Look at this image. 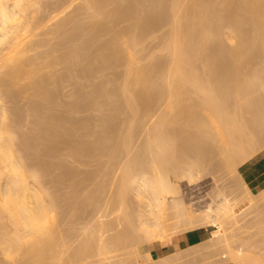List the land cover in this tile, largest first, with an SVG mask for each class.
Wrapping results in <instances>:
<instances>
[{"label":"rangeland","instance_id":"374dc122","mask_svg":"<svg viewBox=\"0 0 264 264\" xmlns=\"http://www.w3.org/2000/svg\"><path fill=\"white\" fill-rule=\"evenodd\" d=\"M37 1H40V0H36V3H37ZM56 1L57 0H52V1L51 0H49V1L48 0H41L40 3H37L39 5H36L37 7L40 8V9L39 8L37 9L38 12L41 9H44L43 11L45 13L47 12L49 14L51 11L48 9L53 10V8H52L54 5L53 2H56ZM85 2H87V0L86 1L74 0V3H76L75 5H78V4L80 5L81 3H85ZM108 2H109V4L111 3L110 1H108ZM45 3H46V5H45ZM87 3H85V4L87 5ZM43 4L45 6H42ZM49 4H50V6H49ZM55 4H59L61 7H63V5H66V3L62 4L59 2H57ZM59 5L57 7H59ZM106 5H104L105 8H106ZM34 6L32 7L33 9L35 8ZM80 6H78V7H80ZM82 6H83V4H82ZM88 6H89V4L87 5V7ZM90 6H89L90 8L84 9L85 8L84 7V8H80L79 9L80 11L78 10V12H81L82 15L80 13H77L76 11H74L78 15V16L76 15L77 18H79V16H80L79 19L74 20V18H73V21H76V20L79 21L80 20L79 22L76 21L75 25H77L76 23H80L81 20H83V19L85 22L83 23V21H82V25L78 24L79 27L75 26L76 27L75 29H73L72 28L73 26H72L71 28L73 31L76 29H79L80 26H81V28H84V29L87 28L86 26H89L88 23H87V25H85L86 21L88 20V22H90L89 21L90 19H88V18L91 15V13L95 12V11H93V9H95V8H92V5H90ZM113 6L111 5L112 8H113ZM57 7H56V9H57ZM61 7H59L57 10L62 11ZM111 7H110V9H111ZM107 8H106V10L109 11V7H107ZM70 9L72 10V8H70ZM73 9H74V5H73ZM35 10H36V8H35ZM37 10H36V12H37ZM57 10H55L53 12L55 13V12H57ZM74 10H76V7ZM101 10H103V9H101ZM98 11H99V9H98ZM103 11L105 14L106 13L105 10H103ZM103 11H102V13H103ZM36 12L33 13V16ZM44 12H43L42 16L45 15ZM53 12L51 13L52 15L50 14L51 19L48 17L49 16L48 14H46V16L48 15L47 17L45 16L46 18H44L42 16L41 17L43 19L40 18V19H42L43 24L45 23L44 24L45 28H48V27L51 28V29L48 28L49 31L47 30V32H46V29L44 27H42L44 25L41 26L44 29L39 27L40 25L37 23H40V20L37 19L38 20V22H37V20H35L37 16H35V18H33V16H32V18H33L32 22H33V20L36 21V23L33 22L34 25L37 24L38 27L40 28V30L41 29L42 30L40 31L39 28H37V30H36L37 26L35 25L36 26L35 27L33 25L35 27V29H34V27L30 26V29H31V30L29 29L30 33L28 31V33L23 34V37L21 36L23 39L25 38V40L23 41V39L21 38L22 40L20 41L21 44L19 45L20 46L19 49H21V47H22V48H24V52L25 51L26 52L24 54V52L22 51L20 53V55H22V56L18 55L19 59L18 58L17 59L14 58V59H16L18 61L21 60L19 63L23 62V63H21V64H23V66H22L23 68H20V70H19V68L17 67L18 66V62H17L16 67L18 68L17 69L18 71H16L15 70L16 68L14 67L15 69L14 68L13 69L16 71L14 74V72H13L14 70L12 71V69H10V68H12L15 61H13L11 64L12 60L11 61L9 60L10 62L9 61L7 62L6 59H9V58H6V57L4 58V56H6V55H4V56L0 55V57L3 58V60L0 58V60L2 61V62L0 61V64H2V67L0 65V106L3 108L4 106H2L1 104L5 103V104H3V105H5V108H3V109H5V113L7 111V115H10L8 117V119L9 120L11 119L10 120L11 125L14 122L12 128L15 132L14 133L15 144L13 142L14 148L12 146V148L14 149V153H13L14 156H10V157L6 156V158L9 157L11 160L14 158L16 159V156H15V154H16L20 160H22V161L24 160L25 163L27 164V165H25V164L24 165L28 166V168L25 167L26 171L24 172V173H26L25 174V181L27 179L26 184L28 186H32V184H33V187H35V189L39 188L41 190L40 195L43 191H45L46 196L48 193L49 199L54 200L51 203L53 204V208L54 207L55 208L53 209V213H51L52 211L50 212V214H49L50 220H48V221H50L51 226L48 224L46 225L49 229L50 228H52V229H51V232L47 233L48 232L47 230H49L47 228V230H45L43 232V233H45V236H44V234L41 235L40 233H39L40 236H39V234L37 236L36 235L37 232H35V235L33 234L34 237L31 234H28V237H27V232H24V229L22 230L21 224L13 223V222H15V220L13 218H11V219H13L14 221L9 219L11 216H9V213L6 212L7 210L3 211L4 209L1 207V204L4 201L3 202L0 201V207H1L0 208V264H146V263L147 264H173V263L175 264V262H176V264L177 263L179 264L180 262H181L180 264H182V263L184 264L185 261L187 264L188 263L187 260H189L190 256H191V258L189 260L190 264H213L220 257H222L220 255L216 256V255H218L216 253H221V251L218 252L220 247H221V250H222L223 246L225 248V245L228 243V240H230V239H227L226 241L222 240L223 231L226 229H231V232L233 230L235 231V229H236V231H235L236 234H240L243 236H250L252 238V241L254 244L253 245L254 248L252 247V249L250 248V250H254V252L251 251L254 253V257L257 258L259 256V258H261L262 261H260V262L257 261V259H259V258H257V259L255 258L254 260L252 258V260L254 262L251 260L253 263H250V262L249 263L250 264H264V199H261L260 193H259L261 190H264V188L259 189L260 185L262 183H264V180H263L264 179V144H263L264 137H262V140L259 142V145L256 144L254 146L252 151H250L251 149L247 150V151H250V152H248L249 157H248V160L246 159L243 162H241V160H240V157H239L240 154L239 153H238L239 155L237 156L239 158L235 159L236 156H234L235 153H233V155H231L232 158L230 159V155H229L228 151H226L228 147L223 148L225 145L223 146L222 143H220V141H218V140H216V143L213 144V147H214L213 149H215V151L212 149V151L208 152L207 154H204V155H206V157L208 156L207 158H205V156L203 154H202V156H204L203 158L201 155L197 156L198 152H196V153H194L195 151L192 152L193 149H191L192 151L188 150L189 152L187 153V151H186L187 146H188V148L190 147L189 141H190V143H192L191 146H193V143H195V142L191 141V140L195 139V137H193L192 139H191V137L196 132H197L196 133L197 136H196V134H195V136L198 137V135H200V130H201L200 128L206 127V126H203L206 124L202 123L201 127H200L199 120L197 119L198 122H197V120H196V122L199 125L197 123L195 125L198 126V128L195 127V125H193V124H192L193 125V127H192V125H190L191 123L188 124L190 121L187 123L188 120L186 118L189 119V117L186 116V114H185V117L182 115H179L180 120L178 119V117L174 118V116H177L178 114H175L176 112L173 111L174 114H173V112H171L174 115L173 116L170 113V111L168 110L169 108L167 107V105H166V107L168 109L166 107H164L166 103L163 101V104H164V106H163V104L160 101V103L162 104V106H160V107L161 108L163 107L164 109L166 108L165 110H167V111L164 110L165 113L166 112L168 113V111H169V118H170L169 121L170 122L168 121L167 125H169V126H167V128L169 127L168 131L171 132L170 136H171V134H174L175 139L173 138V135L171 136V138L173 140H176L175 143H173L174 147L176 145L178 146L175 148L176 149L174 151L175 153L173 152V154L175 155V159L172 158V160H174V162L178 161V162H180V164L182 162H183V164L184 163H190L191 167H194L193 172L196 171L194 173L195 176L191 177V179H188V178L184 179L185 181L182 182L184 190H185V194L187 196L186 197L187 203L189 202V204H190L189 206H191L193 204H201L204 202L205 203L210 202V205H212V204L214 205V204H217V202H219V200L221 199L222 196H227L230 203L232 204L231 206L233 208H232V212H230V217H226V216L220 217V219L223 220V221H221L220 224H216V222H207L202 227H200V230L197 229L199 231H204L205 234L203 235L204 236L203 239L196 240V239L191 238L190 241H187V242H189L188 246L190 247V244H191L192 247L194 248V245L199 244V243H201V240L202 241L204 240L205 244H206L205 246L206 247L208 246L207 248L204 246H203L204 248L202 246H200V247L196 246V247H197V249L198 248L200 249V250L198 249L199 253L200 252L203 253V250H206L205 252L207 253V249H209L208 250L209 252L215 251L210 246L213 242H216V240H217V242L219 244H216L217 242L215 244L217 247H219V249L216 248L215 245H212L213 247H215V249H218V250L215 251L216 253H213V252L209 253L208 252L207 253L208 256H210L209 254H211L209 259L207 258L205 260L206 257L202 256L203 257V260H202V257H199L200 255H198L199 253L196 252L197 249L195 251V248H194V251L196 253H198L197 254L198 256L196 255L195 252L193 253L191 250L188 251L189 247L188 248L185 247L186 245L184 244V242L186 240L183 242L176 243L178 245L183 243V244H181L183 246L182 248H178L176 246L175 247L173 246V248H175V249L178 248L176 250H180V251H183L185 248H187V249H185V250H187L186 252L184 250L185 253H187V252L189 253V254L187 253L188 256L186 254L187 257L183 256V258H180L179 257L180 255H178L177 252H176L177 255H174L173 253H175L174 252L175 249L173 250V248H171L169 250V252H166L164 254L160 253L161 256H157V254H156V256H153L150 253L151 252V250H150L151 246L150 245H152V243H154V242H148V240H145L146 238L144 239V236H143L144 234L141 231H139L140 229L138 230V228H140L138 226V224L140 225V220L137 217L140 216L142 218V217H144V215H145V217L150 215L148 213V211L146 210V209H148V207L146 206L147 204H145V202L148 200V196H146L147 194H145L146 192H144L145 198H142L143 200L141 199V195L139 196L138 194H136L137 191L135 192L134 189L133 190L130 189L129 190L130 192L128 191V193L125 192L127 189L125 191H123L124 195H122V196H125V194H126L125 199H123V197H121V199H120L118 194L122 191L119 188V187H121V185H119V184H121L120 176L122 175L121 174L122 172H120V171H122V169H123L122 167L124 166V164L127 163V164H129V167H130V165L134 164L135 162H138V161L141 162V163L138 162V164L135 163L134 164L135 166L138 165L136 167L133 165L131 166L133 170L132 169L130 171L128 170L129 172H131V174H132V172L135 174V172L139 173V172L144 171L143 174H145L146 176L152 177V174L154 175V173H156V172H154V171H156L155 169L153 171L154 173H150V172H152V171H150V170H152L151 167L153 165H154V167L156 166L155 160L152 159L154 157L152 154V153H154V151H151V150H155V147H154V149H151V148H153V146L150 148L149 145H151V144H149V145L147 144L149 147L148 149H151L150 150L151 153H150L147 150V147L145 144L148 143L147 142L149 139L148 132L150 131L149 128L151 127L152 122L156 119L157 112L161 108H159V110H157L158 109L157 106L159 104H157V105L155 104L157 109L155 108L154 104L150 105L151 107L149 105H147L148 107H146V106L142 107L141 106L140 112L134 114L133 110H131L130 107L126 106V105H128L126 102H125L126 104L122 103L120 105L121 108L119 107V109H121V110L118 109L119 113L116 112L117 111L116 110L115 111L116 113L114 112L116 114V117H115V114H113L114 118H112L110 120L109 125H111V128H112L110 135H107V134L105 135L104 131H103L104 130L103 126H100L101 124H99L100 123L99 119H101V116L104 117L103 113H105V114L108 113L107 115H111L110 113L112 111V109H111L112 105L107 103L108 102L107 101V102H105V104L100 103V105H97L98 107L97 106L94 107V105H96L98 103L91 106V103H89L90 101L88 102L89 99L87 101H85L84 99H85V97H87V96H85V94H87V95L90 94L89 90L92 89L91 84L95 85V83L96 84L101 83V85H102L105 82L104 85L106 86V84H107L106 90H107V88H109V90H110L113 87L112 83L118 84L117 85L118 90L114 94V96L118 94V91L121 94H118V96H116L117 98L118 97L122 98L123 97L122 93L126 94L127 97H131L132 95H134L133 93H136L137 91H139L138 89H140V87H139L140 85L137 84L135 79L132 77L133 73L132 74L130 73L131 74L130 76L126 73V75H128V76L125 77L126 76L125 70L127 72V69H126L127 63L126 62H128V58L130 59L129 61L135 60L134 61L135 63L131 62L132 65H134V64L139 65L140 64V65H142V68L145 65H147L146 68L150 67L151 64L153 62H156L157 60L162 65V67L165 66V64H168L169 62H167V61L169 60V56H168L169 51H168V48H166V46L164 45V43L167 40L166 38H169V35L165 37V35L169 34L168 32L166 33V31L169 29L168 28L169 25L167 26L168 29L166 27H164V28L161 27L162 29L161 28L160 29L162 30V32H160L161 31L160 29H157L158 31H156V33H154L155 36L152 33L153 36H151V38L150 37H148V39L145 38L146 39V40L144 39L145 43L141 42L142 46L140 44H138L137 49L135 46V48H133L132 50H136L137 51V52L135 51L136 54L134 51L132 52V50L130 49L131 53L136 55V58H135L132 54L133 60L130 57H128L129 55L128 56L125 55V57L126 56L128 57L125 60H124L125 57L122 59L123 62L125 61V63H119V64H117V66L115 65V67H110V66L106 67V63L105 64L102 63L103 66L101 68L99 66V68H100L99 70H98L97 66L100 63L98 64V62H92V66L95 69L97 68V71L94 70L93 73H90V75H88V76L86 75V77H84L83 76L84 74L82 76H79V74L80 75L82 74L79 72L80 70L78 71V69H80V67H81V62H80V65L78 66L77 64H79V63H76V61L79 62L78 61L79 59L75 60V58L73 56L75 52L73 53V51L78 48V42L80 41V39H82V38L84 39L83 35L85 33H83V35H81L82 36L81 38L75 36L73 39H76V38H78V39L80 38V39L79 40L76 39L74 43H72L73 39H71L72 42L69 40L66 43L65 37H63L64 36L63 34L65 32L63 31L64 33H62V29H61V31H59L61 33L53 32L54 27H55L54 24H57L58 22H60V20L57 21L58 18H56V15H57V17H59L60 15L65 17V15H63L65 12H62V14L60 12L59 13L60 15L56 14L54 16V18L52 17ZM67 12H69V10ZM74 12H72V13H74ZM39 13H41V12H39ZM39 13H38V15L42 14V13L41 14H39ZM70 13H71V11L69 13H66V14H69L68 16L71 17L72 13L71 14ZM96 13H97V10H96L95 14ZM97 15L98 14H96L95 16H97ZM101 15H103V14H101ZM93 16H94V14H93ZM93 16H91L90 18H92ZM39 17L40 16H38V18ZM64 17H62V18H64ZM69 17H67V18H69ZM103 17L104 16L96 17L97 19L95 17L94 18L96 20H99ZM46 19H50V21L48 22V20H46ZM59 19H61V16ZM95 19H93V20H95ZM50 22H53V24ZM33 23H31V25ZM70 23H72V22H69V24H66V25H73ZM129 23H130V21H129ZM49 24L53 25V28ZM83 24L85 25V27H83ZM123 24H124V22H122L121 28L125 25V24L124 25ZM66 25H65V27H66ZM119 25H120V23H119ZM119 25L117 24L116 27L119 28L120 27ZM128 25H126V26H128ZM116 27L114 28V31H115ZM223 27H224V29H223ZM223 27H222L223 31H221V32H222V34H224L222 36H224V38L226 40L223 37L222 38L225 41H227L228 45L235 44V41L230 39V35L233 34L230 31L231 27H230V29L227 26H226V28H225V26H223ZM88 28L85 30L86 32H87ZM69 29H70V27H69ZM33 30H34V33L32 32ZM82 30L83 29H81V32H82ZM68 31H70V30H68ZM79 31L80 30H77V31H74L73 33H75V32L78 33ZM85 31L83 30V32H85ZM224 31H225V33H224ZM35 32H36V35H35ZM38 32H40V33H38ZM52 33H54V34H52ZM55 33L57 35H55ZM80 33H78L77 36H79ZM163 33L164 34L166 33V34L164 35ZM30 34H32V35L34 34V36H32ZM58 34H59V36L61 35V40H62V38L64 39V43L62 45L61 44L58 45L59 42H61V41H59L60 37L58 36ZM105 34H107V35H103V37L101 36L102 33H101V35L99 34V39L97 42L96 41L93 42L91 40L92 44L96 43L95 44L96 46H94V48L97 47L98 44H102L103 40L107 41L109 39L108 32ZM110 34H112V33H110ZM150 35H148V36H150ZM228 36H229V38H228ZM85 37H87V36H85ZM107 37H108V39H106ZM123 39H125V37ZM38 40H39V42H38ZM31 41L34 43L32 44ZM36 41L38 43L37 45L35 44ZM81 41H83V40H81ZM31 44L32 45L35 44V46L32 47ZM79 44H81V43H79ZM143 44H147V47L145 48V50H144V47L146 45L143 46ZM28 46L29 47L31 46V48L29 49ZM62 46H65L66 48H64V47L63 48L66 49V51L69 49L70 52L68 51L67 52L68 54L65 52H62L64 50V49H62ZM140 46H141V51H139ZM67 47H68V49H67ZM90 47H92V50H91V56H92V53L94 50H93V46H90ZM90 47H88L86 49L89 50ZM124 48H125V46H124ZM124 48L122 47V49H124ZM147 51H149V52H147ZM152 52H154V53L151 54ZM2 54H5V52ZM94 54H95V51H94ZM122 54L124 55L125 53L123 52ZM167 57H168V59H167ZM199 59L202 60V58H199ZM122 60H121V62H122ZM196 60L200 61L198 59H196ZM80 61L83 62L84 60H80ZM197 61H195V62H197ZM202 61H200V62L202 63ZM7 63H8V65H7ZM83 63H85V62H83ZM156 63H158V62H156ZM159 63L157 64V66L159 65ZM201 63L197 62L196 64H199L200 66L202 65L201 67L204 68L203 63L202 64ZM21 64L19 65L20 67H21ZM129 64H130V62L128 63V66H129ZM6 65H7V67H6ZM168 65H166V69L164 67V69L166 71L163 69L165 73H167ZM77 66H78V68H77ZM134 67H136V66H133V68ZM35 68L36 69L38 68L39 70L38 69L36 70ZM33 69H35V70H33ZM204 69H206V68H204ZM10 70L13 72V74H12V72H10ZM206 70H208V69H206ZM34 71L37 73H35ZM8 72L12 75H8L7 74ZM31 72L33 75L31 74ZM40 72H41V74H40ZM78 72H79V74H78ZM40 75H44L45 80H42L43 79L42 78V79H40V81H37L39 79L38 77ZM12 76H14V77H12ZM201 76L199 78H196V80L198 81L200 78L202 79ZM36 77H37L36 81L39 83V85L41 84L40 83L41 80L44 81V86L43 85L42 86L45 87V89L41 86L40 90H43V92L42 91L40 92V94H42L40 96H39L40 90L36 91L34 89L35 84L32 85V82L36 83L35 79L31 81V79L36 78ZM162 77H161V80L163 79ZM203 77L205 78L206 75H204ZM6 79H8L7 82H6ZM125 79H127V81H128L126 86H125L126 83L123 84L126 81ZM108 80L111 82H109ZM164 80H165V77L162 81L164 82ZM200 80L198 81V84L202 81V80L201 81ZM119 84H122V86ZM97 85H99V84H97ZM123 85L128 89H126ZM105 86H104V88H105ZM187 86L189 87L190 84L189 85L187 84ZM187 86H186V88H187ZM119 88L122 91H120ZM123 88H125L126 90ZM79 89H80V92L82 94V98H80L81 96H78L79 98H77V93L80 95V92L78 91ZM189 89H191V91H189ZM189 89L187 91V93H189V97H188L189 99H186L187 101L185 100L186 103H189L188 105H191L193 103V101H191V99L200 101L201 100L200 97L203 98L202 97L203 93H200V92L197 93V92H194V90L192 91V87H189ZM110 92H111V90H110ZM46 93H47V97H46ZM131 93H132V95L128 96ZM126 95L124 96L125 98H126ZM199 95H200V97H198ZM107 97H106L107 98L106 100H109V97L111 99V96H107ZM116 97H115V99H116ZM87 98H89V96ZM166 98H163V99L166 100ZM100 99H101V97H100ZM100 99H98V101H100ZM104 99L105 98H102L101 100L104 101ZM125 100L123 98V99H120L119 102H121V101L123 102ZM86 102H88V103L86 104ZM109 102H111V101L109 100ZM186 103H185V105H186ZM124 104H125L127 109L125 108ZM188 105H186V106L190 107ZM186 106H184V107H186ZM33 107H35V108H33ZM187 107H186V109H187ZM191 107H192V109L194 108V106H191ZM2 108H0V109H2ZM6 108L8 110H6ZM38 108L41 110L39 111ZM36 110H37V112H33ZM130 110L132 111V113L130 112ZM142 110L144 112L146 111V113H145L146 115H144V112H142ZM199 111H200V109L197 110V112L195 114L198 115L200 118L201 116L199 114H197ZM32 112L34 114H32ZM40 113H42V114H40ZM199 113L201 114L202 112L200 111ZM49 114H51V115H49ZM39 115L40 116L42 115L41 118L42 119L44 118V119L42 120ZM44 115H46L45 116L46 118L44 117ZM99 115H101V116H99ZM170 115H172V116H170ZM229 115L233 119L241 117V119H243V120H244V118L249 116V114L247 112H239L238 108L234 109L233 107L229 110ZM48 116H51V117L56 116L55 122H54V119L52 121V122H54L53 123L54 126L51 124V121H50L51 117L49 118ZM64 117H65V119L69 118L68 121H70V122L66 121V123H64V124H68V128L70 129V131L67 129L68 133L66 131H64L65 130L63 128L64 125H63V123H61V122H63L62 119ZM97 117H98V119H97ZM35 118H36L37 122L35 121ZM184 118L186 119V121ZM58 119H59V121H58ZM81 119L83 120V122ZM181 119L182 120L184 119L183 122H179V121H181ZM201 119H202V117H201ZM60 120H61V122H60ZM76 120H79V123L78 122L75 123ZM11 121H13V122H11ZM201 121L204 122L203 120H200V123H201ZM33 123L35 124V126L32 125ZM49 123L51 124L50 126H49ZM192 123H193V121H192ZM41 125H43L44 127L42 128ZM69 125H70V127H69ZM131 125H132V128L135 127L134 132L130 133V136L132 137V139L134 136V139H133V142L132 141L128 142L131 139H129V138H128L129 140L127 139V137H129V136H128V133L126 130H129V128H131ZM171 125H172V130H171ZM37 126H38V128H37ZM241 126H242V124H241ZM65 127H67V126H65ZM207 127H209V126H207ZM47 128L50 132L47 131ZM60 129L61 130L63 129L64 132H62ZM193 129H194V131L196 129L198 131L196 130V132H194ZM59 130H60V132H59ZM54 131L58 134L56 135V133ZM191 132H194L193 135H191ZM203 132H201V133L203 134ZM125 133H127V134L125 135ZM52 134H55V135L52 136ZM132 134H134V135H132ZM56 136H57V138H56ZM122 136L126 137L125 139L128 140V141L124 140V141H126V143H129L128 148L125 147L127 144L125 145V142H123V141L122 142L124 144L122 145V143H121V140L123 139ZM99 138L103 139V140H105V138H108V139H106L107 141L105 140V143L103 142L106 147L102 145V147H104L105 150L103 148L101 151L98 150V152H97L96 146L99 145L98 142L101 143ZM245 138H243L244 141H245ZM17 140L20 142H18ZM84 141H86L87 143ZM114 141L117 142L118 146L115 145L116 142H114ZM169 141H171V139L168 140L167 142H169ZM198 141H199V139H197V143H198ZM118 142H120V143H118ZM181 142H182V144H181ZM187 142H188V144H187ZM245 142H244V145L246 144ZM83 143H85L87 145H85ZM106 143H108V144H106ZM178 144L180 146L182 145V147L180 148ZM186 144H187L186 148L183 149ZM247 147L248 146H244V148H246V149H247ZM145 148H146V151L149 152L148 154L145 153L146 152V151H144ZM257 148H258V150H257ZM16 150H18V151H16ZM127 150H128V152L129 151L130 152L129 153L126 152ZM138 150H140V151H138ZM183 150H184V152H183ZM93 151H94V153H93ZM254 151H255V153H254ZM8 153H7V155H8ZM190 153H192L194 156ZM209 153H211V155ZM18 154L22 158H20L18 156ZM142 154H143V156H142ZM186 154H188L189 157ZM176 155H178V157ZM141 156L143 159L145 158V160H143L141 158ZM151 156H152V158H151ZM181 156H183L184 158L187 157V159L185 160ZM199 157H201V158H199ZM149 158H150V160H149ZM229 159L231 162H229ZM237 159H239V160L237 161ZM14 160H12L11 162L14 163L17 159L15 161ZM144 161H146L147 163ZM185 161H187V162H185ZM130 162H131V164H130ZM153 162H154V164L152 165L151 163H153ZM228 162L230 164H228ZM4 164L6 165V163H4ZM4 164H1L2 167L4 166L3 168L0 167V169H1L0 173L2 175V177H0V179H2V180H0V185H1V183L2 184L5 183L4 178L6 177V175L9 176V174L10 175L12 174V173H10V172H12L11 169L9 172V170H7L9 168H7V166H5ZM10 165H12V164H10ZM139 165H141V166L139 167ZM228 166H230V167H228ZM141 168H142V170H141ZM2 169H3V171H2ZM29 169L32 171L31 175H30L31 171ZM69 169H71V170L69 171ZM27 170L29 171L28 178H27V174H28ZM4 172H7V173H4ZM148 173H150V174H148ZM33 175H37V176H33ZM17 176H18V174H17ZM28 179H31V180H28ZM32 179L35 180L34 182H36L37 185L34 184ZM242 179H244V180L242 181ZM261 180H263V181H261ZM29 182H30V184H29ZM1 187L2 186H0V188ZM117 188L120 189V192H119V189H117ZM117 192H119V193H117ZM189 193H190V195H187ZM1 194H2V192H0V195ZM119 195H121V194H119ZM136 195H138L139 197ZM46 196H45V199L48 197V196L47 197ZM2 197L3 196L1 195L0 198L2 199ZM100 200H101V202H100ZM120 200L122 202H120ZM140 200H142V201H140ZM123 202H124V205H123ZM54 203H55V205H54ZM1 209H3V210H1ZM3 212H6V213H3ZM147 213H148V215H147ZM54 214H56V217L54 216ZM212 214H214V212L211 211L209 213V215H212ZM52 215H53V217H51ZM208 220L209 221L212 220V217L208 218ZM130 222H132V223H130ZM181 222L179 221V223H181ZM13 224H15V225H13ZM52 224H53V226H52ZM106 224H107V226H106ZM127 227H128V229H127ZM15 228H17V229H15ZM181 228H182V223H181ZM181 230L179 229V231H178V228H177V230H176L177 232L174 231L175 232V233L173 232L174 234L172 232H167L166 234L169 235L171 233L172 237H175L178 234L183 233L184 230L183 229H181ZM205 230H206V232H205ZM15 231H16V233H15ZM193 231H196V230L192 229V230L184 232V233L190 235ZM21 232H23V233H21ZM52 233H53V235H52ZM15 234H17V236ZM120 234H121V236H120ZM29 235L32 236L33 240L30 239L31 237ZM130 236H131V238H130ZM169 236H167L169 238H166V240H164L165 243H167V244L171 243L172 237H171V235H169ZM27 238H29V239H27ZM9 239H10V241H9ZM7 240H8V242H7ZM31 240H32L33 244L31 243ZM34 240H36V241H34ZM187 242H185V243L187 244ZM1 243H2V245H1ZM176 244H174V245H176ZM234 244H236L238 246L239 242L235 241ZM181 245H179V247ZM6 247L8 248V250ZM29 247H30V249H29ZM42 247L45 250H43ZM210 248H212V249L210 250ZM1 249H2V251H1ZM39 250H41V251L39 252ZM171 250H173V251H171ZM8 251H9V254H8ZM180 251H178V253L182 254L183 252L180 253ZM39 253H40V256H39ZM185 253H183V255ZM190 253L191 254L193 253L192 255H194V257L196 255L197 256L196 259L194 257H192V255ZM206 253H204V254L206 255ZM224 253H226V252H224ZM212 254H214V255L216 254V255L212 256ZM140 255H142V256H140ZM221 255H223V254H221ZM228 255L227 254L223 255L222 258L224 259V257H225V259L228 261L226 263H222V264H231L232 259H230L231 257H230V255L229 256ZM163 256H165V257H163ZM249 256H252V254H250ZM141 258L144 261L143 263H142ZM192 258H193L194 262L192 261ZM213 258L214 259L218 258V259L214 261ZM241 258H245V257H240V259ZM247 258L251 259V257H248V256L246 257V259ZM229 259L231 262H229ZM249 259H248V261H250ZM196 260H198V261L195 262ZM220 260L223 262L222 259H219L218 261H220ZM212 261H214V262L212 263ZM218 261L215 262L214 264H220ZM247 263L248 262H246V264ZM233 264H245V263L244 262L240 263V261L236 262V260H235Z\"/></svg>","mask_w":264,"mask_h":264},{"label":"bare ground","instance_id":"6f19581e","mask_svg":"<svg viewBox=\"0 0 264 264\" xmlns=\"http://www.w3.org/2000/svg\"><path fill=\"white\" fill-rule=\"evenodd\" d=\"M72 1L71 0H57L56 2H53V4H54L52 7L53 10L48 9L51 11V12L49 11L50 12L49 14L47 12L45 13L43 11L44 9H41L39 11L42 13L41 14L37 10L39 7L36 6V5H39L37 3H40L41 0L37 1V3H36V0L35 1L34 0H0V53L5 52V54L1 53L0 55H2V56L6 55V56H4V58L5 57L9 58V59H6L7 62L9 60L10 61L12 60L11 64L13 61H15L12 68L9 67L10 69H12V71L15 68H16L15 69L16 71H18L17 70L18 68H19V70H20V68H23L22 67L23 64H21L23 62L19 63L21 60L20 61L16 60L17 58L19 59V56H22V55H20V53L22 51L24 52V48L21 47L22 50L19 49L20 48L19 45L21 44L20 41L23 39L22 38L23 34L28 33V31L30 33V30H31L30 26L34 27L36 25L37 27L36 26L35 27L37 30V28L44 25L45 23L43 24V21H42L43 18L42 17L46 18L49 15L48 17L50 18V16L52 15L51 13L53 11L57 10L59 7H61L59 4H55L57 2L62 3V4L66 3V5H63V7L65 6L64 8L61 7L62 11L57 10L58 13L53 12L52 17L54 18V16L56 14L60 15L59 14L60 12H61V14H62V12H65L63 15H65L66 18L64 16L60 15L61 19H59L60 16L57 17V15H56V18H58L57 21L60 20V22H58L57 24H54L55 27H54V30L52 29L53 32L58 33L62 29V33L65 32L63 34L64 35L63 37H65L66 43L69 40L71 41V39H73L75 36L81 38L82 37L81 35H83V33H85L84 35L87 36V37H85L83 35L84 39L79 38L80 41L78 42V48L73 51V53L75 52L74 55L71 53L74 56L75 60L79 59L78 60L79 62L76 61V63H79V64H77L78 66L80 65V62H81V67H80V69H78V71L80 70L79 72L82 74L80 75L78 72L79 76H82L84 74L83 76L86 77V75L88 76V75H90V73H93L94 70L97 71V68L95 69L92 66V62H98V64L100 63L98 66L96 65L98 67V70L103 66L102 63H104V64L106 63V67H109V66L115 67V65L117 66V64H119V63H125V61L123 62L122 59L125 57V55H127V56L129 55L128 57H130L132 59L133 53H131V50L133 48H135V46H136V49H137L138 44H140L142 46L141 42L145 43V41H144L145 38H147V39H148V37L151 38V36H153V34L156 33V31H158L157 29H160L161 27L167 28V26L169 25L168 26L169 29L167 28L168 30L166 31V33L168 32L169 34L165 35L166 33L165 34L163 33L165 35V37L169 35V38H166L167 40L164 43V45L166 46V48H168V51H169V52L167 51L168 56H169V60L167 62H169L168 63L169 65L165 64V66L162 67V65L157 60L156 62L159 63L158 66H157L158 63L153 62L150 67L146 68L147 65H145L144 66L146 68L145 69L144 67L142 68V65H140V64L139 65H135V64L132 65V63H135L134 62L135 60L129 61L130 59L127 56L124 58V60L126 58H128V62H126L127 63V67H126L127 72L125 70V75L127 73L130 76L133 73L132 77L135 79L136 83L140 85L139 86L140 89H138L139 91H137V92L135 91L136 93H133L134 95H132V93L128 95V96L132 95L131 97H127L126 94L122 93L123 97L122 98L118 97L119 98L118 99L116 96H118V94H121V93H119V91H118V94L114 96V94L118 90V86H117L118 84L112 83L113 87L110 89L111 90V92H110L109 88H107V90H106L107 84H106V86L104 85V83H105L104 82L105 80H104L103 81L104 83L102 85H101V83H97L99 85H97L96 83H95V85L91 84L92 89L89 90L90 94L89 93H88L89 95L85 94V96H87V97L89 96V98L85 97V99L84 98L83 99L85 101H87L89 99L88 102L90 101L89 103H91V106L98 103V104L94 105V107H96L97 105H100V103L105 104V102H107V101H108L107 103L112 105L111 106L112 111L110 113L111 115H107L108 113H106V114L103 113L104 117L99 115V116H101V119H99L100 123L97 121L99 124H101L100 126H103V128H104L103 131H104L105 135L106 134L110 135V133L112 131L111 125H109L110 120L112 118H114L113 114H115L116 112L121 110V109H119V107L122 103L126 102L128 104L126 106L130 107L131 110H133V113L136 114V113L140 112L141 106L142 107L143 106L148 107L147 105L150 106V105L154 104V106L156 108V105L159 104L158 105L159 107L157 106L158 109L156 108L157 110H159V108H161L160 106H162L163 101H164L166 104H165V106L163 104V106L166 107V105H167V107L169 109L167 107L166 108L170 111V113L174 111V112H176L175 114H178L177 116H174L173 115L174 112H173V114L171 113L174 116V118L178 117V119H179L180 118L179 115H182L185 117V114H186V116L189 117V119L186 118L188 120L187 123L190 121L188 124L191 123L190 125H192V124L195 125L198 122V120H199L200 127H201L202 123L206 124V125H203L206 127L200 128L202 131L200 130V135H198V137H196L197 136V134H196L197 129L195 131L193 129V131L196 133L191 132V135H193V133H194V135L191 137V139L193 137H195V139H193L191 141H193L195 143H193V146H191L192 143H190V141H189L190 147L188 148V146H187L188 142H187V144L183 148V149H185L187 146V150H186L187 153L189 152L188 150L193 149V151L191 150L192 152H194V151H195L194 153L198 152L197 156H200V155L202 156V154L203 155L207 154L208 152L212 151V149L214 148L213 144H215L216 140H218V141H220V143H222L223 146L225 145L223 148L228 147L227 150L226 149L225 150L228 151V153L230 155V159L232 158L231 155H233V153H235L236 154V155L234 154V156H236L235 159L240 157L241 162L245 161L246 159L248 160V157H249L248 152L252 151V149L254 148V146L256 144L259 145V142L262 140V137H264V0H87L88 3L87 2H85V3H87V5L89 4V6L92 5V8H95L97 10L96 14H98V15L95 16L96 10L93 9V11H95V12L91 13V15L88 18V19H90L89 20L90 22H88V20H87L86 24H85V25H87V23H88V25L90 26V27L86 26L87 28L89 27L88 30L90 32L88 30L86 32L85 30L87 28L84 29V28H81V26H80L79 29L74 30V31L80 30L78 33L81 32V29H83L85 31V32H83V30H82V32H81L82 34L80 33L79 36H77L78 33H76V32L73 33L74 31L72 30V28L75 29L76 28L75 26L79 27V25H82V21H83V23L85 21L83 19L80 22L81 24L76 23L77 25H75V22L77 20L73 21V18H74V20L80 18V16H79V18L76 17L77 13L81 14V12H78V10L80 8L85 7L84 9H87V8H90L91 6L87 7V5L85 3H81L80 4L81 6L79 4L75 5L76 3H74V0H72ZM84 1H86V0H84ZM108 1H110L111 3L109 4ZM46 3H45V5H46ZM82 4H83V6H82ZM45 5L43 4L42 6H45ZM58 5H59V7H57ZM73 5H74V9L76 7V10L73 9ZM104 5H106V8L109 7V11L106 10ZM111 5L112 6L114 5L113 8L111 7ZM33 6L36 8L37 12L41 15H38L35 8L34 9L32 8ZM49 6H50V4H49ZM78 6H80V7H78ZM56 7H57V9H56ZM110 7H111V9H110ZM70 8H72V10ZM67 9L69 10V12L71 11V13L74 11H76L77 13L76 12H74L72 14L70 13L72 16L69 17L68 16L69 14H66V13H69V12H67L68 11ZM98 9L100 12L98 11ZM101 9L105 10L106 15L104 14V11ZM30 10L31 11L33 10V11L31 12ZM42 11L45 13L44 16H42L43 15ZM102 11H103V13H102ZM34 12H36L37 14L35 13L33 16ZM46 14H48V15L46 16ZM93 14H94V16H93ZM101 14H103V15H101ZM32 16H33V18H35V16H37L35 20H37V19L40 20V23H37L40 25L39 27L37 24L34 25L33 22L36 23V21L33 20V22H32V19H33ZM38 16H40V17L38 18ZM91 16H93V17L90 18ZM102 16H104L103 17L104 19L98 18L99 20H96L97 19L96 17H102ZM62 17H64V18H62ZM67 17H69V18H67ZM40 18H42V19H40ZM50 19H46V20H48V22H49ZM93 19H95V20H93ZM79 21H77V22H79ZM129 21H130V23H129ZM37 22H38V20H37ZM69 22H72L70 24H73V25H66V24H69ZM122 22H124L125 25L123 24L124 26L121 28ZM31 23H33V24L31 25ZM50 23L53 24V22H50ZM119 23H120V25H119ZM117 24L120 26L119 28L116 27ZM65 25L67 28L65 27ZM85 25L83 24V27H85ZM126 25H128V26H126ZM50 26H52V28H53V25H50ZM68 26L70 27V29ZM223 26H225V28L227 26V27H229V29L231 27L230 31L233 34L230 35V39L234 40L235 44H233V45L227 44V41H225L226 39L224 38V36H222L224 34H222V32H221L224 29ZM35 27H34V29H35ZM42 27L45 28V25ZM115 27H116V29L114 31ZM222 27H223V29H222ZM44 28H42V29H44ZM48 28H50V27H48ZM48 28H45L46 32H47ZM39 30H40V28H39ZM68 30H70V31L72 30L71 31L72 33ZM32 32L34 33V30ZM107 32L109 34L108 35L109 39L107 37L106 38V39H108L107 41L103 40L102 44L97 43L98 46L94 48V46H96L95 45L96 43L92 44V41L97 42L99 39V34L101 35V33H102L101 36L103 37V35H107V34H105ZM160 32H162V30ZM38 33H40V32H38ZM59 33H61V32H59ZM110 33H112V34H110ZM224 33H225V31H224ZM52 34H54V33H52ZM30 35H32V34H30ZM35 35H36V32H35ZM55 35H57V34L55 33ZM148 35H150V36H148ZM32 36H34V34ZM58 36H59V34H58ZM154 36H155V34H154ZM59 37H60L59 41H61V42H59L58 45H60V44L62 45L64 43V39L62 38V40H61V35ZM124 37H125V39H123ZM228 38H229V36H228ZM76 39L79 40L78 38H76ZM76 39H73L72 40L73 42L72 41L71 42L74 43ZM24 40H25V38L23 39V41ZM81 40H83V41H81ZM38 42H39V40H38ZM31 43L33 44L34 42L31 41ZM79 43H81V44H79ZM32 44H31V46L33 47V46H35V44L37 45L38 43L36 41L34 45H32ZM144 45H146L144 47V50H145V48L147 47V44H143V46ZM31 46L30 47L28 46L29 49L31 48ZM90 46H93V50L95 51V54L93 51L92 56H91L92 47H90ZM124 46H125V48H124ZM141 46H140V50L138 49L139 51H141ZM63 47L66 48L65 46H62V49H64ZM88 47H90L91 49L89 48V50H87L86 48H88ZM122 47L124 49H122ZM67 49H68V47H67ZM68 51L70 52L69 49L67 51H66V49H64L62 52L67 53ZM133 51L135 52L136 50H132V52ZM25 52H24V54H25ZM123 52L125 53L124 55L122 54ZM136 52H135V54H136ZM147 52H149V51H147ZM153 53L154 52H152L151 54H153ZM133 56L136 58V55L133 54ZM14 58H16V59H14ZM199 58H202L203 61L200 60ZM1 59L3 60V58H1ZM167 59H168V57H167ZM196 59L202 61L204 68H206L208 70L202 68L201 67L202 65L200 66L199 64H196L197 62L201 63L200 61H197ZM80 60H84L83 62H85V63H83ZM121 60H122V62H121ZM195 61H197V62H195ZM17 62H18V66H17ZM129 62H130V64L128 66ZM20 64H21V67L19 66ZM0 65L2 67V64H0ZM7 65H8V63H7ZM7 65H6V67H7ZM166 65H168L167 73L164 72V70L166 69ZM78 66H77V68H78ZM99 66H100V68H99ZM133 66H136V67L133 68ZM164 67H165V69H164ZM35 69H33V70H35ZM15 70L13 71L14 74L16 72ZM12 71L10 70V72H12ZM13 72H12V74H13ZM41 72H40V74H41ZM35 73H37V72H35ZM7 74L12 75L9 72ZM31 74H32V72H31ZM128 75H126L125 77H127ZM204 75H206L205 78L203 77ZM40 76L38 77L39 78L38 80H37V77L31 79V81L35 79L36 83L32 82V85L35 84L34 85L35 88L34 87L33 88L36 91H39L41 89L42 85L44 86V81H42V80H45L44 75H40ZM200 76L202 77V79L200 78L202 81L199 79L201 82L198 84L199 80L197 81L196 78H199ZM12 77H14V76H12ZM161 77L163 79L165 77L164 82L162 81L163 79L161 80ZM40 79H42V80L40 82L41 84L39 85V83L37 81H40ZM127 79H125L126 81L123 83V84L126 83L125 86L128 83ZM7 81H8V79H6V82ZM109 82H111V81H109ZM187 84L188 85L190 84L189 87H192V91L194 90V92L203 93V95H202L203 98H201L200 95L198 96L201 99L200 101L191 99V101H193V103L191 105H188L189 103H186V101H187L186 99H189L188 98L189 93H187L189 87L187 86ZM103 85L105 86V88ZM119 85L122 86V84H119ZM186 86L188 89L186 88ZM43 88L45 89V87H43ZM125 88H123V89H125ZM126 89H128V88H126ZM41 91L43 92V90L39 91V96L42 95V94H40ZM78 91L80 92V89ZM120 91H122V90L120 89ZM189 91H191V89H189ZM47 93H46V97H47ZM125 95H126V98L124 97ZM78 96H81L80 98H82L81 92H80V95L77 93V98H79ZM107 96H111V99L109 97V100L111 102H109V100H106L108 98ZM100 97H101V99L105 98L104 101L101 100ZM115 97H116V99H115ZM97 98L100 99V101H98ZM123 98H124V100L125 99L126 100L123 102L122 101L119 102V100L123 99ZM163 98H166V100ZM160 101L162 104L160 103ZM88 102H86V104ZM185 103H186V105H188L190 107L194 106L195 109L194 108L192 109V107L191 108L187 107L185 105ZM3 104H5V103H3ZM3 104H1V105L4 106L3 108H5V105H3ZM125 104H124V106H125ZM126 106H125V108H126ZM184 106H186L187 109ZM231 106L234 109L238 108L239 112H247L249 114V116L244 118V120L241 119V117L233 119L229 115V110L232 108ZM0 108H2V107L0 106ZM33 108H35V107H33ZM162 108L157 112L156 119L152 122L151 127L149 128L150 129V131L148 132L149 139L147 138L148 143L145 144L147 147V150L149 152L151 149H154V147H155L156 151L151 150V151H154V153H155V154L152 153L154 157L152 158V156H151V158L155 160L156 166L154 167V165H153L154 162L151 163L153 166L151 167L152 170H150V171H152V172H150V173H154V172H156V173H154V175L152 174V177H149V176H146L145 174H143L144 171L139 172V173L135 172V174L132 172V174H131V172H129L132 169L131 166L132 165L135 166L134 165L135 163L138 164V162L139 163H141V162L140 161L135 162L134 164L130 165L131 168L129 167V164L126 163L128 166L126 164H124L123 167L121 166L124 170L123 169H122V171L119 170L120 172H122L121 173L122 175L120 174L121 175L120 176L121 184H119V185H121V187H119V186L118 187L122 190L121 191L122 193L120 192V189L117 188V189H119V192H120V193L119 192H117V193L121 194V195L118 194L120 199H121V197H123V199H125L126 194H125V196H122V195H124L123 191H125L126 189H127L125 191L126 193H128V191L130 189L131 190L134 189L135 192L137 191L136 194H138L139 196L141 195V199L145 198V194H147L146 196H148V200H147L148 202L146 201L147 203L145 202V204H147L146 206L148 207V209H146V210L148 211V213L150 215L147 216L148 215V213H147V215H146L147 217H145V215L142 218L140 216L137 217L140 220V225L138 224V226L140 228H138V227L137 228H138V230L140 229L139 231H141L144 234L143 236H144V239L146 238L145 240H148V242H156V243H158V242L165 243L164 240H166V238H169L170 237L169 235H171V237H172L171 233L169 235H167L166 233L167 232L173 233L174 231L177 230V228H178V231H179V229L180 230L183 229L184 230L183 233H184V232L190 231L192 229H195V230L199 229L200 230V227H202L207 222H216V224H220L221 221H223L222 219H220V217L221 216L230 217V212H232V208H233L231 206L232 204L230 203L227 196H222L221 199L219 200V202H217V204H214V205L212 203H211L212 205H210V202H208V203L204 202L201 204H193L192 203L193 205L189 206L190 204H189V202L187 203V198H186L187 196L185 194V190H184L182 182L185 181L184 179H187V178L191 179V177L195 176L194 173L196 171L193 172L194 167H191L190 163H184L183 164V162H182L180 164V162H178V161L174 162V160H172V158L175 159V155L173 154V152L176 150L175 148L178 146L175 144L176 146L174 147L173 143H175L176 140H173L171 138V136L173 135V138L175 139L174 134H171V136H170L171 132L168 131L169 127L167 128V126H169V125H167L168 121L170 120L169 111H168V113L167 112L165 113V111H167V110H165L166 108L165 109L164 108L162 109ZM2 109H0L2 111V112L0 111V167L3 168L4 166L2 167L1 164L6 163V165L5 164L4 165L7 166V168H9V169H7V170H9V172L11 169L12 172H10V173H12L13 175L12 174L11 175L9 174V176L6 175V177L4 178L5 183L4 184L1 183V185H0V186H2L0 188V192H2L1 195L3 196L2 197L3 200L0 198L1 199L0 201L1 202L4 201L1 204V207L4 210L3 209H1V210H3V211L7 210L6 212L9 213V216H11L10 218L9 217L8 218L9 219L13 218L15 220V222H13V223L21 224L22 230L24 229V232H27V237H28V234H31L34 237L35 232H37L36 233L37 236L39 233L41 235L44 234V236H45V233H43V232L45 230H47V228H48L46 225L47 224L50 225V221H48V220H50V216H49L50 212L52 211L51 213H53V209L55 208V207L53 208V204L51 203L54 200H50L48 193H47V196H48L47 197L45 191H43L44 193L42 192L40 195L41 190L39 188H38L39 190L37 188L35 189V187H33V184H32V186H28L26 184L27 179L25 181V174L26 173H24V172L26 171L25 167L28 168V166H25L27 164L25 163L24 160H23L24 161L23 162L15 154L17 160L14 158L16 161L14 159H12L15 162L14 161H13L14 163L11 162L12 160L9 157L14 156L13 155V153H14L13 142H14V137H15L14 133L15 132L12 128L14 120L11 121V122H13L11 125V123H10L11 119L10 120L8 119V117L10 115H7V111L5 113V109H3V110ZM196 109L197 110L200 109V111L202 112L201 113L202 115L199 113L200 111L197 113L202 117V119H201V117L199 118V116L195 114L197 112ZM6 110H8V109L6 108ZM40 110L41 109H39V111ZM131 110H130V112L132 113ZM33 112H37V110L33 111ZM33 112H32V114H34ZM142 112H144V111L142 110ZM145 113H146V111L144 112V115H146ZM40 114H42V113H40ZM51 114H49V115H51ZM172 115H170V116H172ZM41 116H40V118H41ZM45 116L46 115H44V117ZM56 116H54V117L48 116L49 118L51 117L50 121H51L52 125L56 120L55 119ZM115 117H116V114H115ZM53 119H54V122H52ZM97 119H98V117H97ZM186 119H185V121H186ZM68 120H69V118L65 119V117L62 119L63 122H61V120H60V122L63 123V125H64L63 126V128L65 129L64 131H66L67 133H68V130L70 131V129L68 128V124H64V123H66V121H68ZM79 120H76L75 123L76 122L79 123ZM183 120L181 119V121H179V122H183ZM196 120H197V122H196ZM200 120H203L205 123L202 121L200 123ZM35 121L37 122L36 118H35ZM58 121H59V119H58ZM192 121H193V123H192ZM68 122H70V121H68ZM82 122H83V120H82ZM51 124L49 123V126ZM241 124H242V126H241ZM32 125L35 126L34 123ZM193 125H192V127H193ZM38 126H37V128H38ZM41 126H42V128L44 127L43 125H41ZM65 126H67V127H65ZM207 126H209V127H207ZM69 127H70V125H69ZM195 127L198 128V126H196V125H195ZM134 129H135V127L132 128V125H131V128H129V130H126L128 133V136H129V137H127V139L129 138L131 140H129V139H128L129 141L126 140L125 139L126 137H124V136H122L123 139L121 138L122 139L121 140L122 145L124 144L123 142H125V145L127 144L125 147H127V148L129 146V143H126V141H128V142L132 141L133 142L134 136L132 139V137L130 136V133L134 132ZM60 130H59V132H60ZM171 130H172V125H171ZM47 131L50 132L48 130V128H47ZM61 131L64 132L63 129ZM201 132H203V134ZM127 133H125V135ZM57 134L58 133H56V135ZM195 134H196V136H195ZM53 135H55V134H52V136ZM132 135H134V134H132ZM56 138H57V136H56ZM196 138L199 139L198 143H197ZM243 138H245L246 142L244 141ZM106 139H108V138H105V140ZM170 139H171V141L172 140L173 141L167 142ZM99 140L101 143L98 142L99 145L96 146L97 152H98V150L101 151L104 148V147H102V145L105 146L104 145L105 140L100 139V138H99ZM124 140H126V141H124ZM18 142H20V141H18ZM84 142H86V141H84ZM114 142H116V141H114ZM244 142L246 143L245 145H244ZM118 143H120V142H118ZM14 144H15V142H14ZM83 144H85V143H83ZM106 144H108V143H106ZM147 144L148 145L151 144V145H149V147L151 148L153 146V148L148 149L149 147ZM181 144H182V142H181ZM263 144H264V142H263ZM85 145H87V144H85ZM115 145H117V142ZM12 146H13V148H12ZM244 146H248L247 149L244 148ZM179 147L181 148L182 145L181 146L179 145ZM248 149H251V150L247 151ZM104 150H105V148H104ZM213 150L215 151V149H213ZM257 150H258V148H257ZM16 151H18V150H16ZM138 151H140V150H138ZM144 151H146V148ZM126 152H128V150ZM149 152L146 151L145 153L148 154ZM183 152H184V150H183ZM7 153H8V155H7ZM93 153H94V151H93ZM238 153L240 154L239 157H237L239 155ZM254 153H255V151H254ZM190 154H192V153H190ZM209 154L211 155V153H209ZM186 155H188V154H186ZM6 156H9V157L6 158ZM18 156H19V154H18ZM142 156H143V154H142ZM142 156H141V158H142ZM176 156L178 157V155H176ZM204 156H205V158L208 157V156L206 157V155H204ZM204 156H202V158ZM19 157L22 158L21 156H19ZM181 157H183V156H181ZM188 157H189V155H188ZM199 158H201V157H199ZM184 159L186 160L187 157ZM230 159H229V162H231ZM143 160H145V158ZM149 160H150V158H149ZM238 160L239 159H237V161ZM144 162H146V161H144ZM185 162H187V161H185ZM229 162H228V164H230ZM10 164H12L13 166ZM130 164H131V162H130ZM136 166H138V165H136ZM140 166L141 165H139V167ZM228 167H230V166H228ZM154 169L156 171H154ZM70 170L71 169H69V171ZM141 170H142V168H141ZM0 171H1V169H0ZM2 171H3V169H2ZM27 172H28V174H27V178H28L29 171L27 170ZM4 173H7V172H4ZM31 173H32V171L30 172V175H31ZM150 173H148V174H150ZM17 174H18V176H17ZM33 176H37V175H33ZM0 177H2L1 173H0ZM0 180H2V179H0ZM28 180H31V179H28ZM243 180L244 179H242V181ZM34 181L35 180H33V182ZM29 184H30V182H29ZM34 184H36V182H34ZM144 192H146V193L144 194ZM259 193H260L261 199H264V190H261ZM138 195H136V196H138ZM187 195H190V193ZM45 196L49 200L47 198L45 199ZM142 200H140V201H142ZM100 202H101V200H100ZM120 202H122V201L120 200ZM54 205H55V203H54ZM123 205H124V202H123ZM211 211L214 212V214L209 215V213ZM6 212H3V213H6ZM54 216L56 217V214H54ZM51 217H53V215ZM210 217H212V220L209 221L208 218H210ZM13 219H11V220H13ZM179 221L180 222L182 221L181 222L182 228H181V223H179ZM130 223H132V222H130ZM15 224H13V225H15ZM53 224H52V226H53ZM106 226H107V224H106ZM15 229H17V228H15ZM51 229L52 228L49 229L50 231L47 230L48 231L47 233L51 232ZM127 229H128V227H127ZM235 231H236V229H235ZM235 231L233 230L231 232V229H226L223 231L222 240H225V241L227 239H230V240H228V243L225 245V248H224V246L222 247V250H221V247L219 249V247L216 246V244H219L217 242V240H216L217 243L213 242L211 244L210 247H212L215 251H217L219 249L218 252L221 251V253H216L215 251L209 252L208 251L209 249H207V253L213 252V253L218 254V255L215 254L216 256L220 255L222 257L224 254H227V255L229 254L231 257L230 259H232L233 263L235 260H236V262L240 261V263L244 262L245 264H246V262L253 263L254 262L253 260L256 257H254V253H253L254 250H250V248L251 249H252V247L254 248L252 238L250 236H243L240 234H236ZM15 233H16V231H15ZM21 233H23V232H21ZM40 234H39V236H40ZM15 235L17 236V234H15ZM31 235H29L31 237V238L29 237L30 239H32ZM52 235H53V233H52ZM120 236H121V234H120ZM167 236H169V237H167ZM29 238H27V239H29ZM130 238H131V236H130ZM32 240H31V243H32ZM9 241H10V239H9ZM34 241H36V240H34ZM235 241L239 242L238 246L236 244H234ZM7 242H8V240H7ZM185 242H187V241H185ZM185 242H184V244L186 246L185 245L184 246L188 248L189 242H187V244ZM181 244H183V243H181ZM181 244H179V245H181ZM199 244L194 245L195 251L197 249L196 246L206 247L204 240L203 241L201 240V243H199ZM1 245H2V243H1ZM179 245L173 244L172 248H173V246L174 247L176 246L178 248L183 247L182 245L179 247ZM212 245H215V247L218 249H215V247H213ZM150 246H149L151 248L150 250L152 251V245H150ZM178 248H176V249H178ZM187 248H185V249H187ZM192 248L193 247L190 244L188 251L191 250L194 253L195 252L194 248L193 249ZM212 248H210V250ZM29 249H30V247H29ZM174 249L175 248H173V250ZM198 249L196 252H198ZM7 250H8V248H7ZM43 250H45V249L43 248ZM173 250H171V251H173ZM175 250H174L175 253H173V254L174 255H177V254L180 255L179 256L180 258H183V256L187 257L189 254L188 252H187L188 254L185 253L187 250H185V252H184V250L183 251H180V250L175 251ZM1 251H2V249H1ZM40 251L41 250H39V252ZM178 251H180V253L183 252L185 254L184 255H183V253L179 254ZM205 251L206 250H203V253L200 252L201 254L199 252H198L199 254L196 252L195 253H196V255L197 254L200 255L199 257H202V256L206 257L205 258V260H206L207 258L208 259L210 258L211 254H209L210 256H208ZM223 251L226 253H224ZM251 251H253V252H251ZM176 252H177V254H176ZM160 253L164 254L165 251H156L157 256H161ZM204 253H206V255ZM8 254H9V251H8ZM186 254H187V256H186ZM221 254H223V255H221ZM250 254H252V256H249ZM196 255H195V257H194V255H192V257H194L196 259V257L198 256V255L197 256ZM213 255L214 254H212V256ZM39 256H40V253H39ZM140 256H142V255H140ZM247 256L251 257V259H249V258L246 259ZM163 257H165V256H163ZM222 257H220L219 259H222L223 262L221 260L218 261L219 260L218 258H217L218 260L214 259V258L213 259H214V261L217 260L220 264L226 263L228 260H226L225 257H224V259ZM240 257H245V258H241L242 259L241 260ZM190 258H191V256H190ZM190 258H189V260H190ZM252 258H253V260H252ZM257 258H259V256ZM230 259H229V262H231ZM248 259L250 261H248ZM189 260H187V262L190 264ZM202 260H203V257H202ZM192 261H193V258H192ZM197 261L198 260H196L195 262H197ZM214 261H212V263ZM217 261H215V262H217ZM257 261L260 262V261H262V259L259 258V259H257ZM143 262L144 261L142 259V263ZM232 262H231V264H233ZM175 264H176V262H175ZM184 264H186V261Z\"/></svg>","mask_w":264,"mask_h":264},{"label":"crops","instance_id":"0c3cea01","mask_svg":"<svg viewBox=\"0 0 264 264\" xmlns=\"http://www.w3.org/2000/svg\"><path fill=\"white\" fill-rule=\"evenodd\" d=\"M264 180V179H263ZM261 180V181H263ZM264 188V183H262L259 187V189ZM206 232V230H205ZM204 231H193L190 235L189 234H178L175 237L171 238V244H167V243H162V242H154L152 243V251L150 252L153 256H156V251H165L169 252V250L172 248L173 244L179 243V242H183V241H190V239H196V240H200L203 239V235H204Z\"/></svg>","mask_w":264,"mask_h":264}]
</instances>
